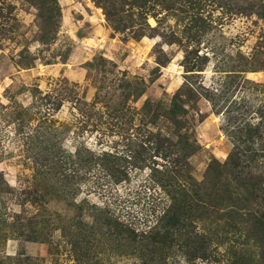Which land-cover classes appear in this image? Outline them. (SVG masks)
Returning a JSON list of instances; mask_svg holds the SVG:
<instances>
[{
  "label": "rangeland",
  "instance_id": "374dc122",
  "mask_svg": "<svg viewBox=\"0 0 264 264\" xmlns=\"http://www.w3.org/2000/svg\"><path fill=\"white\" fill-rule=\"evenodd\" d=\"M262 115L264 0H0V264H264Z\"/></svg>",
  "mask_w": 264,
  "mask_h": 264
},
{
  "label": "trees",
  "instance_id": "16d2710c",
  "mask_svg": "<svg viewBox=\"0 0 264 264\" xmlns=\"http://www.w3.org/2000/svg\"><path fill=\"white\" fill-rule=\"evenodd\" d=\"M262 116H264V115H262ZM239 117L238 116H235V118L234 119H232V118H230V120H229V123H228V125H229V127H232L233 129H235L236 130V135L235 136H233L234 138H235V140L237 141V143H239V144H242V143H245L246 141H251V139L253 138V132H256V128L258 129L260 126H259V124L258 125H256V128L255 127H252V129L250 128L248 131H249V133H250V135L249 136H247L246 135V133H245V135H243V136H245V137H243L242 135H240V133H242V131H243V129H244V124H242V123H237V119H238ZM241 146H239L238 144H236V142H235V150H233L232 152H231V154H230V156H229V162H230V164L231 165H233V166H236L241 160H242V158L244 157V156H246L245 154H244V151H249L250 149H247V150H240L241 148H240ZM260 223H262L263 224V221H260ZM263 229H264V226H263ZM194 245H196V244H194ZM193 245V246H194ZM193 246H191V247H193ZM195 249H196V247H194ZM261 256H262V258L264 259V253L262 254L261 253Z\"/></svg>",
  "mask_w": 264,
  "mask_h": 264
}]
</instances>
